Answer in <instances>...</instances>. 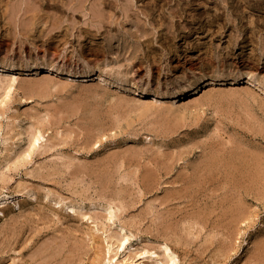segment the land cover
Returning <instances> with one entry per match:
<instances>
[{"label":"rangeland","instance_id":"rangeland-1","mask_svg":"<svg viewBox=\"0 0 264 264\" xmlns=\"http://www.w3.org/2000/svg\"><path fill=\"white\" fill-rule=\"evenodd\" d=\"M19 18L23 23L25 18L27 21L33 18L44 25L40 23L36 29L22 33L19 25H24ZM36 57L67 68L82 69L86 64H95L106 76L131 80L139 87L146 84L152 89L161 87L163 92L176 89L194 76L214 73H224L228 79L237 74L245 77L246 73H253L264 85V0H0V59L21 62ZM97 70L94 80L89 82L34 72L18 75L15 82L0 79V175L4 176L0 177V195H13L23 205L31 201L24 194L25 188L32 184L35 190L40 186L32 200L35 207L31 209L39 212L33 217L35 221L31 216L36 212L30 209L31 214L24 208L22 214L21 210L13 209L12 203L9 205L11 211L20 212L18 216H25L26 221L19 216L17 221L14 219L17 224L7 222L11 229L9 224L6 226L9 220L0 216V223L6 228L0 233V242L6 240L1 242L5 248L0 243V249H4L0 250V259L3 258L0 264L11 261L17 264V260L18 264H45L41 260L44 255L39 252L42 246H37L55 235L59 240H51L52 244L47 242L49 253L63 246L62 241L56 246L59 237L65 235L62 237L64 245L66 237L68 241L71 239L65 248L60 247V254L50 257L54 261L49 264L61 259L59 263L65 264H108V256L114 257L116 264L125 260L132 261L131 264H170L165 247L175 264H264V250L260 251L264 248L263 170L258 171L261 175L253 176L248 174L247 166L245 175H240L234 167L229 169L228 165L218 163L213 172L215 181L211 177L209 181V176L200 172L192 174L196 165L218 151L226 157L238 150V154L243 153L247 158L249 154L253 158L256 152L260 154L256 155L258 167L264 169V93L247 84L233 86L228 82L203 87L201 92L185 101L139 99L129 88H118L117 83H101ZM116 104L121 107L116 108ZM114 116L117 117L115 121ZM37 130L41 138L33 145L28 139L38 136ZM242 144L249 148H242ZM24 150L29 156H25ZM104 162L109 164L103 166ZM164 166L170 167H166L167 173H163ZM146 167L152 172L156 170V177L154 172L151 179L148 175L152 172L147 170V174ZM233 171L237 174L234 179L229 174ZM133 175H137L135 179ZM126 176L128 178L124 179ZM257 177H261V182ZM23 183L29 185L23 188ZM192 183L198 186L192 187ZM257 186L263 189L260 187L259 191ZM45 193L51 200L41 199ZM167 193L171 196L166 198ZM36 198L39 207L34 203ZM68 202L76 204V208H84L74 212L67 209ZM48 207L54 212L50 213ZM42 212L48 214L46 221H43ZM233 214L239 216L234 218ZM41 215L43 220L39 219ZM55 219H60V223L59 220L55 223ZM61 222L63 226L58 225ZM30 226H35L36 230ZM60 227L63 229H58ZM59 230H62V234H58L61 236L57 235ZM84 231L89 238L84 237ZM79 236L85 238V247L91 246L89 249L84 247L83 241V246L78 247ZM125 236L124 248L117 250L116 241ZM23 237L30 241L25 246L27 242ZM73 238L78 244H74ZM71 242L76 247L74 251L70 248ZM32 247L37 248L33 250ZM66 248L69 249L67 254ZM30 249L37 251L39 256L33 258L35 252L31 254ZM28 250L31 258L27 257Z\"/></svg>","mask_w":264,"mask_h":264},{"label":"bare ground","instance_id":"bare-ground-1","mask_svg":"<svg viewBox=\"0 0 264 264\" xmlns=\"http://www.w3.org/2000/svg\"><path fill=\"white\" fill-rule=\"evenodd\" d=\"M20 19V18H19ZM26 20V21H25ZM25 20H24V23L22 22V20L20 19V20H18V21H21L22 23L21 24H23L24 26H22V25H19L20 27H22V33H23V31L25 30H29V29H31V28H34L35 27V29H36V27L37 26H39V24L42 22H40V23H38V22H35V20L32 18H28V21H27V19L25 18ZM34 20V21H33ZM25 22H26V24H25ZM28 22V23H27ZM44 23V22H43ZM41 25H42V23H41ZM44 25V24H43ZM42 25V26H43ZM41 26V27H42ZM48 27V26H47ZM35 29H34V31H35ZM41 29V28H40ZM20 31V32H21ZM28 33H29V31H27ZM21 33V34H22ZM34 33V32H33ZM25 34V33H24ZM43 34V33H42ZM42 36V35H41ZM59 38H61L60 36H59ZM144 41V40H143ZM207 52V51H206ZM43 58V57H42ZM203 58V57H202ZM207 58V57H206ZM204 59V58H203ZM208 59V58H207ZM18 60V59H17ZM94 64V63H93ZM95 69H98L97 71H98V75H97V79L101 82V83H105V84H113V83H117V85H118V88H124V89H127V88H129L128 90L130 91V90H132L134 93H136L137 95H138V97H139V99H141V98H151V100H153V99H164V98H172L173 100H177V101H185L186 99H188L189 97H192V96H195V95H197V93H199V92H201L200 91V89L201 88H203V87H206V86H210V85H223V84H225V83H230V85H233V86H235V85H239V84H247L248 86H250V87H256V88H258L260 91H262L263 93H264V85L262 84V82L261 81H259L258 79H257V76L255 75V74H253V73H246L245 74V77H244V75L243 74H237V76H234V77H231V78H227V76H225L224 75V73H214V74H211L210 76H206V75H204V74H201L199 77H197V76H194L190 81H187V83H185V84H181L180 86H178L176 89H174V90H172V91H166V92H163L161 89H159V88H161V87H159V88H156V89H152L149 85H147L146 84V86H143V87H139L135 82H130V81H123V80H119V79H115L114 78V76H112V75H105L104 73H103V71H101L100 69H99V67L98 66H96L95 64L93 65V66H91V65H89V64H86V66H84V68H82V69H76V68H67V66H64V65H62V66H58L56 63H54V62H49L48 60H46V59H39V58H33L32 60H23V61H21V62H18V61H15V60H13V59H11V58H2V60L0 59V79H1V81L3 82V78H5V79H9V81L10 80H12V82H15V80L18 78L17 76L18 75H24V74H29V73H31V72H34V74H46V75H56V76H58V75H60V76H65L66 78H68V79H70V80H77V81H81V82H89V81H93L94 79H93V77H95V75L97 74V73H94V71H95ZM206 71V70H205ZM208 72V71H207ZM107 74V73H106ZM184 75V74H183ZM7 79V80H8ZM6 80V81H7ZM40 80V79H39ZM39 80H37V81H39ZM5 81V80H4ZM28 81V80H27ZM39 82H41V81H39ZM180 82V81H179ZM183 82V81H182ZM184 83V82H183ZM4 84V83H3ZM38 84H40V83H38ZM180 84V83H179ZM152 85V84H151ZM10 86V85H9ZM8 86V87H9ZM30 86V85H29ZM101 86V85H100ZM5 87H7V86H5ZM11 87V86H10ZM9 87V88H10ZM28 88V87H27ZM31 88V87H30ZM7 89V88H6ZM8 91V90H7ZM9 92V91H8ZM8 92H7V94H8ZM103 96V95H102ZM102 96H101V100H103L102 99ZM109 97V96H108ZM113 97V96H112ZM116 97V96H115ZM213 97V96H212ZM106 98V97H105ZM104 98V99H105ZM110 99H112L111 97H109ZM114 98V97H113ZM117 98V97H116ZM116 98H115V100H116ZM114 100V99H113ZM106 101H108V99L107 100H105V102ZM157 101V100H156ZM116 102H118V100L116 101ZM119 102H121V101H119ZM155 102V101H154ZM107 103H109V102H107ZM110 103H112L111 101H110ZM109 103V104H110ZM156 103V102H155ZM109 104L107 105V107L109 106ZM112 104H115V103H112ZM111 104V105H112ZM154 105V104H153ZM116 106V108H118V107H121V106H118L117 104L115 105ZM114 105H113V107H112V109L115 107ZM118 106V107H117ZM111 107V106H110ZM68 108H70V107H68ZM71 108H73V110L75 109L74 107H71ZM110 109V108H109ZM122 109V108H121ZM70 111H72V109H69ZM114 110V109H113ZM118 110V109H117ZM218 111V110H217ZM110 112H112V110H110L108 113H110ZM107 113V114H108ZM118 113V112H117ZM93 114V113H92ZM111 114V113H110ZM114 114H116V113H114ZM113 114V115H114ZM119 114V113H118ZM227 115V114H226ZM93 116V115H92ZM95 116V115H94ZM110 116V115H109ZM118 116V115H117ZM97 117V116H96ZM112 117V116H111ZM120 117V116H119ZM92 118V117H91ZM115 118H117V117H115L114 116V121H115ZM121 118H122V115H121ZM106 119V118H105ZM111 119V118H110ZM112 119H113V117H112ZM160 119H162V118H160ZM114 121H113V123H114ZM119 121V120H118ZM159 121V120H158ZM158 121H156V122H158ZM167 121V120H166ZM231 121H233V120H231ZM96 122V121H95ZM160 122V121H159ZM117 123V122H116ZM161 123V122H160ZM166 123V122H165ZM89 124V123H88ZM108 124H110V123H108ZM154 125L156 124V123H153ZM157 124H159V123H157ZM162 124V123H161ZM236 124H238V123H236ZM154 125H152V126H154ZM164 125V124H163ZM98 127H99V125H98ZM155 127V126H154ZM162 127V126H161ZM166 127L167 128H171L170 126L168 127V125L166 124ZM90 128V127H89ZM110 128V127H109ZM158 128H159V126H158ZM157 128V129H158ZM249 128V127H248ZM101 129V128H100ZM161 130V129H160ZM241 130L243 131V130H245V131H247V129L245 128H241ZM263 130V129H262ZM90 131V129L88 130V132ZM167 131H169V129H167ZM249 131H251V128L249 129ZM258 131V130H257ZM261 131V130H260ZM260 131H258V133L260 132ZM35 132V131H34ZM34 132H32L31 133V135L34 133ZM84 132V131H83ZM103 132V131H102ZM263 132V131H262ZM89 133H91V132H89ZM100 133H101V131H100ZM248 133H250V132H248ZM252 133V132H251ZM255 133H256V129H255ZM37 134H38V136H33L32 138H30V139H28L29 141L31 140V143L33 144V145H35L36 144V142L41 138L40 137V134L38 133V130H37ZM85 134V133H84ZM83 134V135H84ZM103 134V133H102ZM253 135V134H252ZM98 136V135H97ZM40 137V138H39ZM89 138H92L91 136L89 137ZM95 138H96V135H95ZM96 140H97V138H96ZM28 141V142H29ZM95 141V140H94ZM57 142V141H56ZM209 142V141H208ZM59 143V142H58ZM90 144H92L91 142H89ZM88 143V144H89ZM89 144V145H90ZM211 144V143H210ZM215 144V143H214ZM225 144V143H224ZM33 145H30V146H33ZM219 145V144H218ZM237 145H241V144H237ZM210 146V145H209ZM213 146H215V145H213ZM217 146V145H216ZM222 146V145H221ZM36 147V146H35ZM34 147V148H35ZM87 147H88V145H87ZM222 147H224V146H222ZM228 147H230V146H228ZM242 148L243 147H246V148H249V146L247 147V146H243V144H242V146H241ZM31 148V147H30ZM208 148V147H207ZM232 148V147H231ZM234 148V147H233ZM255 148V147H254ZM213 149V148H212ZM215 149V148H214ZM217 149V148H216ZM215 149V150H216ZM218 149H220V147L218 148ZM228 149V148H227ZM245 149V148H244ZM113 151V149H110V151ZM222 150H224L225 151V149H222ZM235 150V149H234ZM233 150V151H234ZM248 150V149H247ZM110 151H108V152H110ZM209 151V150H208ZM216 151H218V150H216ZM254 151V150H253ZM253 151H251V152H253ZM26 151L24 150V153H25ZM30 152H31V149H30ZM219 152L220 151H218V153L216 154V155H210L209 157H206L207 159L206 160H204V162H200L201 164L199 165V166H197L196 165V168L194 167V170L192 169V174H194V172L195 173H197L198 174V172H200V173H202V175L204 174V175H206L207 177H208V180H209V178L211 177V178H213L214 179V169H217V164L219 163V164H221V165H223V166H226V165H228L229 166V169L230 168H233L234 167V171H238V172H240L239 174L241 175L242 173H244V175H245V173H246V168H247V166L249 167L248 168V174H251V175H253V176H259V174H258V171L260 172L261 170H263V172H264V169H259V163H258V158L256 157V155H260V154H256V152H255V154H254V157H253V154H251V157H253V158H250L249 156H250V154L248 155V158H250L249 160H247L248 158L247 157H243L242 156V154L240 155V154H238L237 152H238V150H237V152H231V154L229 153V155L228 156H224V154H221V155H219ZM222 152V151H221ZM260 152V151H259ZM258 152V153H259ZM262 152V151H261ZM260 152V153H261ZM7 153H8V151H7ZM23 153V152H22ZM22 153H21V155H22ZM29 152L27 151V154H28ZM35 153V152H34ZM226 153V152H225ZM247 153V152H246ZM8 154H10V152L8 153ZM20 154V153H19ZM26 153H25V156L27 157V156H29V155H27ZM108 154V153H107ZM112 154H113V152H112ZM204 154V153H203ZM213 154V153H212ZM262 154V153H261ZM115 155H116V153H115ZM156 155V154H155ZM245 155V154H244ZM263 155V154H262ZM24 155H23V157H25ZM140 156H141V153H140ZM205 156V155H204ZM140 158V157H139ZM154 158V160H155V157H153ZM127 159V158H126ZM151 159V158H150ZM14 161H15V156H14V159H13ZM121 160H124V159H121ZM131 160H132V158H131ZM136 160H138V159H136ZM151 160H153V159H151ZM264 160V159H263ZM96 161V160H95ZM102 160H100V162H101ZM128 161V160H127ZM138 161H140V160H138ZM149 161V160H148ZM251 161H253V162H251ZM11 162V161H10ZM71 162H73L72 160H71ZM103 162V161H102ZM122 162V161H121ZM153 162H155V161H153ZM163 162V161H162ZM196 162V161H195ZM198 162V161H197ZM260 162H261V159H260ZM74 163V162H73ZM96 164H97V162H95ZM105 163V165H103V166H106V165H108L109 163L108 162H104ZM107 163V164H106ZM135 163V162H134ZM133 163V164H134ZM148 162H146L145 164L143 163L142 165L144 166V165H146ZM156 163V162H155ZM6 164V163H5ZM85 164V163H84ZM148 164H150V161H149V163ZM161 164V163H160ZM164 164V163H163ZM193 164V163H192ZM195 164V163H194ZM7 165V164H6ZM4 166V167H7V166ZM13 165H15V164H13ZM81 165H83V164H81ZM98 165H99V163H98ZM137 165V164H136ZM135 165V166H136ZM153 165V164H152ZM157 165H158V163H157ZM162 165V164H161ZM19 166V165H18ZM88 166V165H87ZM102 166V165H101ZM139 166V165H138ZM154 166H155V164H154ZM172 166V165H171ZM193 166H195V165H193ZM223 166H222V168H223ZM232 166V167H231ZM53 167V166H52ZM83 167V166H82ZM152 166H150V168H151ZM165 167V166H164ZM167 168H170L169 166H166ZM165 167V168H166ZM260 167H262V166H260ZM44 168V167H43ZM85 168H87V167H85ZM100 168V167H99ZM104 168V167H103ZM147 168V169H146ZM145 169H144V171L147 173V170L149 171L150 169L148 168V167H146ZM152 168H154V167H152ZM151 168V169H152ZM165 168H163L162 169V167H161V169L162 170H164V172L163 173H167V168L165 169ZM244 168V170L245 171H243L242 169ZM264 168V167H263ZM11 169V168H10ZM84 169V168H83ZM88 169H90V168H88ZM102 169V168H101ZM172 169V168H171ZM182 169H183V167H182ZM186 169V168H185ZM42 170V169H41ZM138 170H139V168H138ZM155 170V169H154ZM159 170H160V168H159ZM161 170V171H162ZM166 170V171H165ZM191 170V169H190ZM213 170V171H212ZM83 171H85V170H83ZM151 172L153 171V170H150ZM149 171V172H150ZM182 171V170H181ZM180 171V172H181ZM232 172V173H229L232 177H233V179H234V177L237 175V174H235V172ZM30 172V171H29ZM55 172V171H54ZM87 172V171H86ZM85 172V174H87ZM92 172V171H91ZM98 171H96V173H97ZM102 172V171H101ZM148 172V173H149ZM155 172V177H156V170L154 171ZM154 172H152V173H149L150 175H148V176H151V174H153L154 175ZM217 172H218V170H217ZM224 172V171H223ZM262 172V171H261ZM6 173V172H5ZM4 173V174H5ZM48 173V172H47ZM95 173V174H96ZM143 173V172H142ZM147 173V174H148ZM188 173V171L185 173V174H187ZM199 173V174H200ZM237 173V172H236ZM2 174V173H1ZM4 174H2V175H4ZM93 174H94V172H93ZM137 174V173H136ZM144 174V176L145 175H147V174H145V173H143ZM143 174H141V179L143 180V178L144 177H142V175ZM185 174H184V176H185ZM192 174H190V175H192ZM198 174V175H199ZM216 174V173H215ZM256 174H258V175H256ZM29 175H31V174H29ZM56 175V174H55ZM60 175V174H59ZM104 175V174H103ZM124 175V174H123ZM126 175V174H125ZM130 174H127V176H129ZM160 175V174H159ZM178 175H180V174H178ZM188 175V174H187ZM198 175H196V177L198 176ZM218 175V173L216 174V176ZM224 176V174H221V176ZM229 175V176H230ZM239 175V176H240ZM261 175V174H260ZM6 176V175H5ZM39 176H41V175H39ZM48 176V175H47ZM90 176V175H89ZM125 177L124 179H126V178H128V177ZM134 176H137V175H133V176H131V177H133L134 178ZM193 176V175H192ZM231 176H230V180L232 179L231 178ZM262 176H264V174H262ZM0 177H4V176H1L0 175ZM7 177V176H6ZM33 177V176H32ZM104 177V176H103ZM121 177H123L122 175H121ZM130 177V176H129ZM182 177H183V175H182ZM186 177V176H185ZM185 177H183V178H185ZM199 177H201V178H203L202 176H199ZM199 177H197V178H199ZM219 177V176H218ZM250 177V176H249ZM45 178V177H44ZM48 178V177H47ZM50 178V177H49ZM98 178V177H97ZM97 178H95V179H97ZM107 178V177H106ZM136 178V177H135ZM134 178V179H135ZM187 178V177H186ZM241 178V177H240ZM244 178H246V177H244ZM252 178V177H251ZM255 178V177H254ZM259 180L258 181H260V178L259 177H257ZM5 179V178H4ZM52 179V178H51ZM94 179V178H93ZM140 179V180H141ZM146 179H148V178H146ZM151 179H153V176H151ZM150 179V180H151ZM155 179V178H154ZM200 179V178H199ZM204 180H206L205 178H203ZM203 179H201V180H203ZM217 179V178H216ZM219 179H221V178H219ZM236 179H238V177L236 178ZM243 179V178H242ZM145 180V179H144ZM180 180H182V179H180ZM201 180H197V181H201ZM224 180H226V179H224ZM247 180H248V178H247ZM251 180V179H250ZM253 180V179H252ZM256 180V178L254 179V181ZM77 181V180H76ZM149 181V180H148ZM152 181V180H151ZM173 181V180H172ZM189 181V180H188ZM187 181V182H188ZM209 181H211V180H209ZM214 181H215V179H214ZM229 181V180H228ZM232 181V180H231ZM236 181V180H235ZM257 181V180H256ZM264 181V180H263ZM5 182V181H4ZM3 182V183H4ZM143 182V181H142ZM154 182V181H153ZM152 182V183H153ZM177 182H179V181H177ZM181 182V181H180ZM193 182V181H192ZM195 182V181H194ZM219 182H221V181H219ZM218 182V183H219ZM222 182H224V181H222ZM234 182V181H233ZM246 182V181H245ZM251 182V181H250ZM261 182V181H260ZM30 183V182H29ZM34 183V182H33ZM93 183V182H92ZM169 183V182H168ZM191 183V182H190ZM200 183H203L204 184V182H200ZM199 182H197L196 184H200ZM208 183V182H207ZM210 183V182H209ZM251 183H254L253 181L251 182ZM256 183V182H255ZM23 184H25V183H23ZM22 184V185H23ZM31 184V183H30ZM180 184V183H179ZM193 185H191L192 187L195 185V183H192ZM216 184V183H215ZM223 184V183H222ZM240 184H241V182H240ZM250 184V183H249ZM264 184V183H263ZM27 185H29L28 183L27 184H25V185H23L24 187L23 188H25ZM35 185V184H34ZM174 185H175V181H174ZM190 185V184H189ZM189 185L187 186V187H189ZM220 185H221V183H220ZM224 185V184H223ZM238 185V184H237ZM242 185V184H241ZM248 185V184H247ZM257 185L259 186L260 184H258L257 183ZM19 186L21 187V185L19 184ZM19 186H18V189H19ZM31 186V187H30ZM36 186V185H35ZM38 186V185H37ZM186 186V185H185ZM195 186H198V185H195ZM206 186V185H205ZM229 186V185H228ZM243 186V185H242ZM258 186H257V188H258ZM262 186V185H261ZM260 186V187H261ZM38 187H40V186H38ZM37 187V188H38ZM200 187V186H199ZM243 187H245V186H243ZM251 187H252V185H251ZM250 187V188H251ZM259 187V188H260ZM263 187V186H262ZM261 187V188H262ZM22 187H21V190L23 189ZM27 188L28 189H26L25 188V190H26V192L24 193L25 194V196H29L30 197V199L29 200H31V201H28V202H24V204L23 205H21V203H20V199L19 200H17L18 198L17 197H15V196H13V195H8V194H3V195H0V216H2L4 219H5V221H6V219H8L9 221H6V223L7 222H12L13 223V225L14 224H17V222L15 223V220L17 221L18 220V217L20 216L21 217V215H19L18 216V214L20 213V212H22L23 211V209L25 208L26 210H27V212L29 213V212H31V208H34L35 206H33V204H32V200H34V194H35V191L37 190V188H35V190L32 188V184L31 185H29V187L27 186ZM181 188V187H180ZM182 188H183V186H182ZM185 188V187H184ZM184 188L182 189L183 191H185L186 192V190H184ZM197 188V187H196ZM201 188V187H200ZM214 188H216V187H214ZM232 188V187H231ZM237 188V187H236ZM248 188V187H247ZM259 188H258V190H259ZM260 188V189H261ZM40 189V188H39ZM38 189V191H40V190H42V188L39 190ZM170 189V188H169ZM245 189V188H244ZM263 189V188H262ZM24 189H23V191H25ZM180 190V189H179ZM181 190V191H182ZM195 190V189H194ZM202 190V189H201ZM208 190V189H207ZM254 190L256 191V189L254 188ZM16 191H18L19 193H23V192H20V190H17L16 189ZM171 191V190H170ZM175 191V190H174ZM189 191V190H188ZM212 191H215V190H213L212 189ZM234 191H236L237 192V190L235 189ZM247 191H249L248 189H247ZM260 191V190H259ZM258 191V192H259ZM43 192V191H42ZM197 192V191H196ZM195 192V193H196ZM230 192H233V191H230ZM263 192V191H262ZM173 193V192H172ZM238 193V192H237ZM184 194H186V193H183V195ZM191 194H192V192H191ZM191 194H190V196L189 197H191ZM178 195V194H177ZM194 195V194H193ZM234 195V194H233ZM232 195V196H233ZM167 196H171L170 195V193H169V195H168V193H167V195H166V198H167ZM176 196V195H175ZM231 196V195H230ZM231 196V197H232ZM28 197V198H29ZM173 197V196H172ZM188 197V198H189ZM17 198V199H16ZM27 198V199H28ZM43 198V200H51L50 199V197L48 196V195H46V193H45V195L44 196H42L41 197V199ZM55 198V197H54ZM182 198V197H181ZM180 198V199H181ZM37 199L38 198H36V201L34 202V203H36L37 202ZM191 199V198H190ZM227 199V198H226ZM230 199V198H229ZM23 200V199H22ZM43 200H41V202L43 201ZM56 200H59V198L58 199H56ZM24 201V200H23ZM39 201V200H38ZM188 201H189V199H188ZM230 201V200H229ZM228 201V202H229ZM70 202V201H69ZM69 202H68V204H69ZM73 202V201H72ZM12 203V207H13V209L14 210H16V209H18L20 212L18 213V214H15V213H13L12 211H11V209H10V204ZM38 203V202H37ZM36 203V204H37ZM49 203V202H48ZM58 202H54V204H57ZM61 203V202H60ZM188 203H190V201L188 202ZM231 203H233L232 201L230 202V204ZM186 204V203H185ZM235 204V203H234ZM233 204V205H234ZM236 204H239V202L238 203H236ZM241 204V203H240ZM38 205V204H37ZM42 205L43 204H41L40 206V208H42ZM193 205V204H192ZM235 206V205H234ZM233 206V207H234ZM237 206H239V205H237ZM237 206H235V207H237ZM37 207H39V205L37 206ZM229 207V206H228ZM232 207V208H233ZM234 207V208H235ZM240 207V206H239ZM45 208H46V206H45ZM79 208H84V206H78V208H76V204H73V203H70L68 206H67V209H70V210H74V212H76ZM106 208V207H105ZM230 208H231V206H230ZM242 208V207H241ZM241 208H237V209H241ZM31 209V210H30ZM43 209V208H42ZM48 209H49V212L51 213L53 210H52V208L50 209L49 207H48ZM110 209V208H109ZM236 209V208H235ZM243 209V208H242ZM26 210H24L25 211V213H27L26 212ZM30 210V211H29ZM37 210H39V209H37ZM52 210V211H51ZM232 210V209H231ZM234 213H237L239 210H237V212H235V210H232ZM231 211V212H232ZM32 212L33 213H35L36 212V214H34L33 216H31V218H33L34 216H38V213L39 212H37V211H33L32 210ZM32 212H31V214H32ZM41 212V211H40ZM44 212V211H43ZM42 212V213H43ZM46 212V211H45ZM54 212V211H53ZM200 212V211H199ZM27 213V214H28ZM58 213H59V211H58ZM58 213H56V214H58ZM112 213V212H111ZM240 213V212H239ZM239 213H237V214H239ZM22 214H23V212H22ZM30 214V215H31ZM56 214H54V215H56ZM61 214H63V213H61ZM73 214V213H72ZM109 214H110V212H109ZM241 214V213H240ZM239 214V215H240ZM25 215V214H24ZM30 215H28L29 217H30ZM43 215H44V213H43ZM46 215H48L47 213H46ZM46 215H44L45 216V220H43L44 219V217H42V215L40 216V218L39 219H41V217L43 218V219H41V220H43V221H46L47 220V218H46ZM64 215H65V213H64ZM64 215H59V216H63L64 217ZM66 215H68L67 213H66ZM114 215V214H113ZM200 215V214H199ZM199 215L196 217L197 219H198V217H199ZM234 215V214H233ZM238 215V216H239ZM36 216V217H37ZM50 216V215H49ZM48 216V217H49ZM81 216H82V214H81ZM95 218H96V214L95 215H93ZM97 216H98V213H97ZM110 216H111V214H110ZM237 215L235 214L233 217L234 218H237L236 217ZM25 216H22L21 217V219L22 218H24ZM62 217V218H63ZM74 216L72 215V217L71 218H73ZM90 217V216H89ZM51 218V217H50ZM56 218V217H55ZM58 218V217H57ZM61 218V219H62ZM15 219V220H14ZM37 219V218H36ZM39 219H37V221L39 220ZM2 220V219H1ZM0 220V221H1ZM49 220H52V219H49ZM59 220V221H58ZM66 219H64V220H62V222L63 221H65ZM196 220V219H195ZM199 220V219H198ZM197 220V221H198ZM233 220V219H232ZM24 221H26L25 220V218H24ZM30 221H32V219H30ZM33 221H35V219L33 218ZM53 221V220H52ZM59 222L60 223V219H55V223L56 222ZM194 221V220H193ZM2 222V221H1ZM20 223H21V220L19 221ZM18 222V223H19ZM61 222V224H58V225H62L63 223ZM66 222V221H65ZM69 222V221H68ZM67 222V223H68ZM195 222V221H194ZM6 223H4V224H6ZM19 223V224H20ZM30 223V222H29ZM28 223V224H29ZM32 223V222H31ZM42 223V222H41ZM40 223V224H41ZM54 223V227H56L57 226V224H55ZM73 223V222H72ZM195 223H197V222H195ZM8 224L9 223H7V225L6 226H8ZM22 224V223H21ZM21 224H20V227H21ZM25 224V223H24ZM36 224H37V226H40L41 227V225H39V223H35V226H36ZM49 224H52V223H49ZM48 224V225H49ZM74 224V223H73ZM12 225V226H13ZM34 225V224H33ZM32 225V226H33ZM45 225H47V224H45ZM47 225V226H48ZM64 225V224H63ZM62 225V226H63ZM67 225V224H66ZM70 225V224H69ZM69 225H67V226H69ZM75 225V224H74ZM3 226H5V225H3V224H1L0 223V233L2 232V230H5L6 228H4ZM9 226H10V224H9ZM19 226V225H18ZM17 226V227H18ZM32 226H30L31 227V229L32 230H36V227L34 228V227H32ZM43 226V225H42ZM47 226H45V228L44 229H47ZM71 226V225H70ZM77 226V225H76ZM14 227V226H13ZM16 227V228H17ZM19 227V228H20ZM74 227V226H73ZM72 227V229L74 230V228ZM9 228V227H8ZM10 228H11V226H10ZM34 228V229H33ZM42 228V227H41ZM41 228H40V232H41ZM12 229V228H11ZM10 229V230H11ZM30 228H29V232H31L32 230H31ZM39 229V228H38ZM57 229V228H56ZM58 229H63V227L61 228H58ZM78 229H79V227H78ZM14 230V229H13ZM18 230V229H17ZM26 230V229H25ZM55 230V229H54ZM76 230V229H75ZM74 230V231H75ZM79 230H82V229H79ZM12 231V230H11ZM60 232H58L57 233V235L58 234H60L61 232H62V230H59ZM19 232V231H18ZM25 232V231H24ZM29 232H28V234H29ZM37 234H38V231H35ZM53 232V231H52ZM57 232V230L56 231H54V233H56ZM85 232V233H84ZM84 232H82V234L84 235V237H85V235H86V231H84ZM11 233L12 232H10V235H11ZM16 233H17V231H16ZM16 233H15V235H16ZM26 233H27V230H26ZM75 233V235H77V231L76 232H74ZM73 233V234H74ZM78 233H79V231H78ZM13 234V233H12ZM31 234V233H30ZM44 234V233H43ZM62 234V233H61ZM63 234H64V232H63ZM82 234H80V235H82ZM89 234V233H88ZM93 234V233H92ZM4 235V234H3ZM10 235H8V236H10ZM15 235H14V239H15ZM17 235H18V233H17ZM16 235V236H17ZM27 235V234H26ZM35 235V234H34ZM34 235H33V237H34ZM52 235H54V234H51V236ZM67 235V234H66ZM68 235L69 236H74V235H70L69 233H68ZM90 235H91V232H90ZM95 235V234H94ZM6 236V235H5ZM23 236V235H22ZM27 236H29V235H27ZM58 236H61V235H58ZM63 236H65V235H63ZM63 236H61V237H59L60 238V241H58L59 243L57 244L56 243V246L57 245H59L60 246V243H61V241H62V243L61 244H63V246H60V247H64V246H66V244L70 241V239H69V241H68V238L69 237H66L67 238V243H65V245H64V241L63 240H65L64 238H62ZM87 237H88V235H86ZM92 236V235H91ZM115 236V235H114ZM114 236H112V237H114ZM44 237V236H43ZM42 237V238H43ZM47 237H50V236H47ZM54 237H56V235L55 236H53V237H50V238H52V239H45V237H44V239H45V241L46 242H44V244H42V245H40V244H38V246L37 247H40V246H42L41 248H39V252H40V255L42 254V255H44V257H43V259L41 258V260H43L42 262H44L45 264H49L50 262H52L53 263V261H54V259L53 258H51L50 259V257H53L54 256V254L55 253H58L59 252V254L61 253V250H59L60 249V247L57 249L56 247V250L55 251H53L52 253H49L48 252V245L49 244H52V243H50L51 242V240L52 241H57V239H58V237H56L55 238V240H53V238ZM74 237H76V236H74ZM83 237V238H84ZM87 237H85V238H87ZM8 238V237H7ZM11 238V237H10ZM37 238V237H36ZM61 238H62V240H61ZM78 238H80V236L78 237ZM85 238H84V240H85ZM89 238V237H88ZM93 238V237H92ZM92 238H91V241H92ZM116 238V237H115ZM9 239V238H8ZM23 241H26L25 240V238L23 237ZM27 239V238H26ZM29 239H31V238H29ZM80 239H81V241H80ZM79 239V242H80V245L78 244V243H76V244H78V247L79 246H81V244L83 243V245H84V247L85 246H87L85 243H84V240L82 239V238H80ZM116 239H118V238H116ZM122 239V240H121ZM127 236H125L124 238H120V240L118 239L117 241H116V244H115V246H116V249L117 250H120V249H122V248H124V246H125V244H126V242H127ZM59 240V239H58ZM74 240H75V238H73V242H74ZM6 241V240H5ZM5 241H3V242H5ZM15 241H16V239H15ZM22 241V240H21ZM28 242H30L29 240H27ZM26 241V242H27ZM41 242L40 243H43L42 242V240H40ZM49 241V242H48ZM83 241V242H82ZM88 241V240H87ZM263 241V240H262ZM262 241H260V242H262ZM2 242V241H1ZM0 242V243H1ZM2 242V243H3ZM28 242L26 243V244H24V246L25 245H27L28 244ZM47 242L49 243V244H47ZM76 242V241H75ZM75 242H74V244H75ZM82 242V243H81ZM93 242V241H92ZM2 243H1V245H2ZM39 243V242H38ZM70 243V242H69ZM72 243V242H71ZM114 243V242H113ZM13 244V243H12ZM46 244V245H45ZM73 244V243H72ZM71 244V245H72ZM72 245V247H70L71 249H73V251H74V248H76V247H73V246H75V245ZM260 244V243H259ZM4 245V244H3ZM2 245V246H3ZM14 245V244H13ZM36 245V244H35ZM44 245V246H43ZM70 245V246H71ZM82 245V246H83ZM114 244H112L111 245V247L113 246ZM50 246V245H49ZM52 246V245H51ZM81 246V247H82ZM93 246V245H92ZM262 246V245H261ZM264 246V245H263ZM4 248L6 247V246H3ZM7 247H8V245H7ZM36 247V248H37ZM54 247V246H53ZM53 247H51L52 249H53ZM81 247H79V248H81ZM91 246H89L88 245V247H85V248H90ZM20 248V247H19ZM29 248V247H28ZM32 248H35V247H32ZM36 248L35 249H33V250H36ZM65 248V247H64ZM63 248V249H64ZM85 248H82L81 250L82 251H85L84 249ZM95 248H97V247H95ZM259 248V247H258ZM51 249V250H52ZM62 249V248H61ZM98 249V248H97ZM0 250H2V247H1V249ZM20 251H21V249H19ZM18 250V251H19ZM31 251V249H30V251H31V254L32 253H34V254H32L34 257L33 258H36L35 257V255H38L37 254V251ZM59 250V251H58ZM67 250H69V249H67L66 248V251H65V254H67L68 253V251ZM77 250V249H76ZM165 250L167 251V253H168V256L170 257V264H175V259H174V257L168 252V249L165 247ZM263 250H264V248L262 247V250L260 249V251H262L263 252ZM2 251H4V249L2 250ZM17 252V250H13V252ZM29 251V250H28ZM30 251L28 252L29 253V255L27 256L28 258L30 257H32L31 255H30ZM57 251V252H56ZM71 251V250H70ZM88 251V250H87ZM97 251V250H96ZM6 252V251H5ZM89 252V251H88ZM1 253V252H0ZM2 253H4V252H2ZM18 253V252H17ZM82 253V252H81ZM80 252H79V254H81ZM95 253V252H94ZM97 253V252H96ZM98 253H99V250H98ZM151 253H153V252H151ZM73 254H76V252H74ZM73 254H72V256H73ZM53 255V256H52ZM56 255V254H55ZM69 255H71V252L68 254V256ZM89 255V254H88ZM141 255V253L140 254H138V256H140ZM19 256V255H18ZM17 256V257H18ZM39 256V255H38ZM37 256V257H38ZM82 256V255H81ZM101 256V255H100ZM16 257V258H17ZM64 257V256H63ZM75 257V256H74ZM78 257H80V256H78ZM14 259H16L15 257H13ZM19 258H20V256H19ZM18 258V259H19ZM65 258V257H64ZM67 258V257H66ZM68 258H71V257H68ZM67 258V259H68ZM76 258H77V256H76ZM81 258V257H80ZM99 258V257H98ZM97 258V259H98ZM3 259V258H2ZM2 259H0V260H2ZM6 259H9V257H7ZM5 259V260H6ZM45 259V260H44ZM66 259V260H67ZM78 259V258H77ZM76 259V260H77ZM10 260H13V259H11V257H10ZM10 260H8V261H10ZM31 261H33V259H30ZM38 260H40V259H38ZM37 260V261H38ZM40 260V261H41ZM47 260V261H46ZM61 260H63V259H61ZM61 260L59 261V262H61ZM72 261H73V259H71ZM75 260V261H76ZM80 260H82V259H80ZM4 261V260H3ZM18 261V263H20V261L19 260H17ZM36 261V262H37ZM13 261H11V262H9V263H11V264H13L12 263ZM36 262H34V263H36ZM39 262V261H38ZM37 262V263H38ZM56 263V264H63V263ZM66 262V261H65ZM68 262V261H67ZM70 263H71V261H69ZM68 262V263H69ZM78 262H80V261H78ZM106 262L108 263V264H116L117 262H115L114 261V257H111V256H108V258H107V260H106ZM132 262V261H131ZM131 262H129V261H127V260H125V261H123V263L122 264H131ZM4 263V262H3ZM6 263H7V261H6ZM8 263V264H9ZM17 263V264H18ZM39 263H41V262H39ZM38 263V264H39ZM51 263V264H52ZM76 263V262H75ZM2 264V263H1ZM65 264V263H64ZM67 264V263H66ZM78 264V263H77ZM79 264H81V262L79 263ZM151 264V263H150ZM155 264V263H154Z\"/></svg>","mask_w":264,"mask_h":264}]
</instances>
